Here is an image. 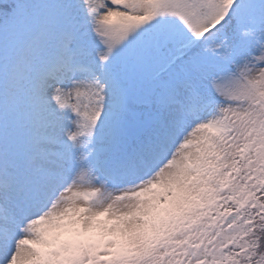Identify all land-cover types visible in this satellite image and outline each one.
<instances>
[{
	"label": "snow or ice",
	"instance_id": "snow-or-ice-1",
	"mask_svg": "<svg viewBox=\"0 0 264 264\" xmlns=\"http://www.w3.org/2000/svg\"><path fill=\"white\" fill-rule=\"evenodd\" d=\"M0 264H264V0H0Z\"/></svg>",
	"mask_w": 264,
	"mask_h": 264
}]
</instances>
